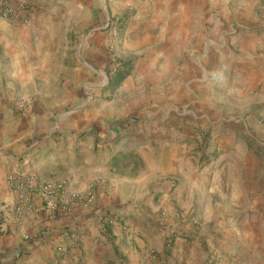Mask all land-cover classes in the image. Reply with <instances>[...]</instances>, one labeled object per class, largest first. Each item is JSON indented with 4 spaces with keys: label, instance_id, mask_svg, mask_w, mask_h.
<instances>
[{
    "label": "crops",
    "instance_id": "0c3cea01",
    "mask_svg": "<svg viewBox=\"0 0 264 264\" xmlns=\"http://www.w3.org/2000/svg\"><path fill=\"white\" fill-rule=\"evenodd\" d=\"M29 2L38 8L28 25L0 16V106L10 102L7 92L12 90L28 95L34 108L65 101V93L74 99L81 94L82 74H89L91 65L105 69L118 64L115 59H174L175 54L161 45L190 38L201 45L196 54L202 58L205 82L200 102L191 103L186 112L191 120L186 134L193 140L185 145L190 156L187 170L174 189L172 181L162 182L168 175L153 159L156 148L146 146L153 152H148V159L143 156L124 167H109L108 159L102 163L94 155L92 136L82 142V119H67L71 122L63 123L61 137L52 134L51 119L36 114L22 123L12 119L27 128L24 132L8 129L11 123L0 126V216L5 220L0 264H152L153 254L164 257L166 251L164 212L169 216L184 210L193 215L215 194L254 200L264 208V0H105L112 18L127 19L118 41L108 30L97 32L102 28L97 26L104 8L98 5L101 0ZM195 28L202 32L190 34ZM82 38L84 54L80 47L75 51ZM155 125L147 138L160 149L158 141L167 133ZM206 134L212 137L208 147L202 141ZM217 136L226 147L222 157L201 164L193 161L195 154L213 153ZM137 151L142 155L144 149ZM27 173L42 182L65 183L67 199L92 189L95 204H70L52 219L34 193L29 194L34 211L19 215L8 177ZM101 213L131 226L130 234L120 228L104 229L97 222ZM58 246H65L66 252L59 253Z\"/></svg>",
    "mask_w": 264,
    "mask_h": 264
},
{
    "label": "rangeland",
    "instance_id": "374dc122",
    "mask_svg": "<svg viewBox=\"0 0 264 264\" xmlns=\"http://www.w3.org/2000/svg\"><path fill=\"white\" fill-rule=\"evenodd\" d=\"M101 1L98 5L104 8H100L98 13L101 20L97 22V26L102 28L97 32L108 30L112 35L111 22L115 21L119 28L121 22L111 17L105 0ZM126 21L127 19L123 20L122 28ZM82 23L87 22L83 20ZM201 32V28L190 29V34ZM85 34L87 31L82 37ZM114 39L118 41L120 38ZM191 40L192 38L187 39V42L164 47L161 45L160 48L165 49V52L175 54L174 59L130 60L134 61L131 75L120 88L125 83L129 85L126 84V90L120 96H117L120 88L114 93L106 88V79L109 81L112 67L101 69L91 64L89 74H82V91L79 97L73 99L71 93H65L66 100H60V105L51 102V107L34 108L32 104L27 106L23 103L24 99L29 101L28 95L18 90L7 92L11 100L0 106V126L11 123L8 129L24 132L27 128H21L12 119H20V123L22 119H29V115L36 114L41 119H51L52 134L61 137L63 123L71 122L67 119H82V142H88L87 138L92 136V144H95L94 155L102 163L108 159L107 166L110 167L113 159L117 157L122 163L124 160H142L143 156L148 159V152L153 154L150 149L156 148L153 159L158 160L161 171L168 175L162 182L172 181L173 189L179 187L178 179L184 176L190 157L185 145H190L193 140L186 134L188 127H191V120H187L186 112L191 103L200 102L205 82L202 58L196 54L201 45ZM83 41L84 38L82 43L75 45V51L80 47L82 54L85 47ZM157 46L160 45H155V48ZM115 61L119 64L129 60ZM62 96L63 93H59L57 99ZM154 125L165 129L167 133H163L162 139L158 141L161 142L160 149L153 142L150 145L147 138ZM168 133H172V136H168ZM211 139L207 134L202 136L203 146L208 147ZM219 139L217 136L214 140L216 145L213 147L217 148L212 154L201 157L195 154L193 161L200 160L201 164L213 156L216 159L221 158L225 153L223 148L226 147L219 143ZM140 147L144 149L142 155L137 151ZM121 155H125L124 159ZM224 192L229 196L227 189ZM206 201V208L193 215L191 212L185 213L184 210L169 216L167 212L163 213V228L168 229L166 251L164 257L153 254L150 258L152 264H264V208L260 209L259 203L254 200L223 199L216 194L213 199ZM142 238L147 239L145 236Z\"/></svg>",
    "mask_w": 264,
    "mask_h": 264
},
{
    "label": "built area",
    "instance_id": "2783aa9c",
    "mask_svg": "<svg viewBox=\"0 0 264 264\" xmlns=\"http://www.w3.org/2000/svg\"><path fill=\"white\" fill-rule=\"evenodd\" d=\"M37 5L29 2V0H0V16L9 23L19 22L23 25H28L32 22L33 17L37 11ZM114 38L121 37V30L118 25L113 26ZM118 64L112 66L111 71H116ZM107 84L109 83L108 79ZM27 106L32 103L27 99L24 102ZM261 116L264 120V107L261 111ZM9 185L18 199L15 211L19 215L28 214L34 211V204L29 194L38 193L43 201L42 211L47 214L49 218L57 219L67 211L70 204H85L90 207L95 204L96 197L94 191L91 189L84 194H70L68 199L66 195V184L62 182H42L40 179L32 174H11L8 177ZM97 222L100 223L104 229L120 228L124 232L130 234V227L116 217H106L105 213L97 215ZM5 220L0 216V234L3 232ZM28 239V237H25ZM57 251L61 254L66 252L65 246H58Z\"/></svg>",
    "mask_w": 264,
    "mask_h": 264
},
{
    "label": "trees",
    "instance_id": "16d2710c",
    "mask_svg": "<svg viewBox=\"0 0 264 264\" xmlns=\"http://www.w3.org/2000/svg\"><path fill=\"white\" fill-rule=\"evenodd\" d=\"M123 20H126V18L119 20V22H121L119 25L120 27L123 26V23H122ZM133 64H134V61H130V60L125 61V62L118 64L116 71L113 72L110 70V79H109V83L107 84L106 88L111 93L116 92L122 86L124 81L131 75ZM121 157L124 159L125 155H121ZM130 162H131L130 160H124L122 163V162H120V159L117 157V158L113 159L111 166L113 168H118L121 166V164H123V165L127 164L128 165V164H130ZM105 216L110 217L113 215L110 213H105Z\"/></svg>",
    "mask_w": 264,
    "mask_h": 264
}]
</instances>
